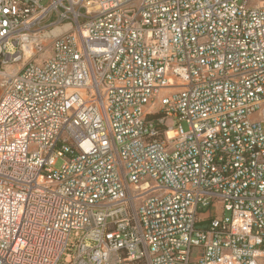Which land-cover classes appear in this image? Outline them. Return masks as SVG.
Returning a JSON list of instances; mask_svg holds the SVG:
<instances>
[{
    "label": "built area",
    "instance_id": "obj_1",
    "mask_svg": "<svg viewBox=\"0 0 264 264\" xmlns=\"http://www.w3.org/2000/svg\"><path fill=\"white\" fill-rule=\"evenodd\" d=\"M0 90V264H264V0H0Z\"/></svg>",
    "mask_w": 264,
    "mask_h": 264
},
{
    "label": "rangeland",
    "instance_id": "obj_2",
    "mask_svg": "<svg viewBox=\"0 0 264 264\" xmlns=\"http://www.w3.org/2000/svg\"><path fill=\"white\" fill-rule=\"evenodd\" d=\"M52 52V46H51V41L47 40L44 44H43V48L42 50L39 52V54L35 57V62L36 63H41L45 58H47ZM182 127L184 130H187V125L182 122ZM62 164V160H57L56 162V168L60 167V165ZM221 212V208L220 206L216 207V214L220 215Z\"/></svg>",
    "mask_w": 264,
    "mask_h": 264
},
{
    "label": "crops",
    "instance_id": "obj_3",
    "mask_svg": "<svg viewBox=\"0 0 264 264\" xmlns=\"http://www.w3.org/2000/svg\"><path fill=\"white\" fill-rule=\"evenodd\" d=\"M14 67L13 66H9V67H7L6 69H13ZM0 94H1V90H0Z\"/></svg>",
    "mask_w": 264,
    "mask_h": 264
},
{
    "label": "bare ground",
    "instance_id": "obj_4",
    "mask_svg": "<svg viewBox=\"0 0 264 264\" xmlns=\"http://www.w3.org/2000/svg\"><path fill=\"white\" fill-rule=\"evenodd\" d=\"M59 29L57 28L55 31H58Z\"/></svg>",
    "mask_w": 264,
    "mask_h": 264
}]
</instances>
